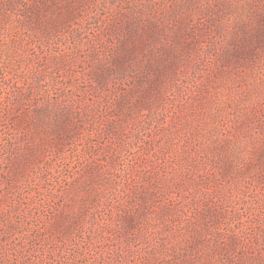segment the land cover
<instances>
[{
	"label": "rangeland",
	"instance_id": "374dc122",
	"mask_svg": "<svg viewBox=\"0 0 264 264\" xmlns=\"http://www.w3.org/2000/svg\"><path fill=\"white\" fill-rule=\"evenodd\" d=\"M0 0V264H264V0Z\"/></svg>",
	"mask_w": 264,
	"mask_h": 264
},
{
	"label": "trees",
	"instance_id": "16d2710c",
	"mask_svg": "<svg viewBox=\"0 0 264 264\" xmlns=\"http://www.w3.org/2000/svg\"><path fill=\"white\" fill-rule=\"evenodd\" d=\"M18 2L23 6H29V0H19Z\"/></svg>",
	"mask_w": 264,
	"mask_h": 264
}]
</instances>
